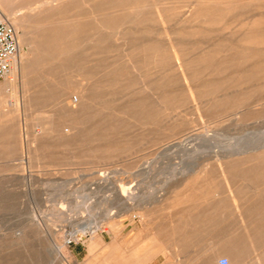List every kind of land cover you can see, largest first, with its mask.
<instances>
[{
	"label": "rangeland",
	"instance_id": "374dc122",
	"mask_svg": "<svg viewBox=\"0 0 264 264\" xmlns=\"http://www.w3.org/2000/svg\"><path fill=\"white\" fill-rule=\"evenodd\" d=\"M28 1L0 4L33 61L0 91V264H202L200 203L233 244L214 264H264V148L230 152L264 141V0ZM62 18L71 45L36 61Z\"/></svg>",
	"mask_w": 264,
	"mask_h": 264
},
{
	"label": "bare ground",
	"instance_id": "6f19581e",
	"mask_svg": "<svg viewBox=\"0 0 264 264\" xmlns=\"http://www.w3.org/2000/svg\"><path fill=\"white\" fill-rule=\"evenodd\" d=\"M1 2H2V0H0V4H1ZM65 2V0H35V1H33V2H31V1H28L27 3H26V6H27V10H28V12L30 13V14H32V15H35V14H38L42 9H49V8H52V7H57V6H59V5H62L63 3ZM155 6V5H154ZM156 6H157V4H156ZM129 7V6H128ZM54 9V8H53ZM49 11V10H48ZM8 12H9V10H8V8H5V7H1L0 6V14L3 16V17H5V18H7L8 17ZM46 13V12H45ZM101 13V12H100ZM135 13V12H134ZM66 14V13H65ZM105 14V13H104ZM44 15V14H43ZM42 15V16H43ZM96 16V15H95ZM106 17V16H105ZM12 19V18H11ZM58 21H56L55 20V22L57 23V22H59L60 24L58 25V26H56V27H54V21H48V20H43L41 23H40V25H39V28H41V29H43V30H50L51 31V34H49L48 35V37H46V39H45V41H44V44H43V46L42 47H40V48H37L39 51H40V56L41 57H37V59H36V61H40V60H42V59H50L52 56H53V52L54 51H62V50H65V49H67V47H69L70 45H71V42L70 43H63V39H62V36H60V37H58V34H59V32H61V34H63V36H64V32H65V29L69 26V25H71V24H73V20L72 19H69V18H62V19H57ZM13 21V20H12ZM15 21V20H14ZM28 21V20H27ZM12 23H14V22H12ZM26 23V22H25ZM28 23V22H27ZM30 23V22H29ZM33 24V23H32ZM34 24H36V23H34ZM78 24V23H77ZM109 24V23H108ZM79 25V24H78ZM30 27V26H29ZM30 29V28H29ZM117 29V28H116ZM122 31H124V30H122ZM125 32V31H124ZM111 35V34H110ZM115 38V37H114ZM23 41V38L21 37V36H19L18 37V47H19V43H21ZM65 42V41H64ZM99 42H100V40H99ZM253 42V41H252ZM74 43V42H73ZM96 44V43H95ZM31 50V49H30ZM75 50V49H74ZM68 51H69V49H68ZM31 52V51H30ZM72 52V51H71ZM32 53H33V51H32ZM167 53V52H166ZM29 54H31V53H29ZM177 54V53H176ZM176 54L175 53H172V55L173 56H176ZM67 57V56H66ZM122 57V56H121ZM166 57V56H165ZM55 60V59H54ZM35 60H34V62H36ZM59 61V60H58ZM32 59L30 58V57H28V56H26V55H23L21 52H19V54H18V58H17V61L15 62V64L13 65V67L11 68V70H10V72H9V74L6 76L7 78L6 79H4V81H3V84L2 85H0V91H3V90H5L7 87H9L10 85H13L14 86V88H15V85H17L16 84V73H17V70L19 69V71L18 72H20V79H21V81H19V87H20V89H21V91L23 92V93H25L26 91H27V83H28V81H26L27 79L25 78V69L29 66V65H31L32 64ZM61 63V62H60ZM112 64V63H111ZM96 67V66H95ZM60 68V67H59ZM93 69V68H92ZM101 73V72H100ZM99 73V74H100ZM17 76H18V73H17ZM244 76V75H243ZM242 76V77H243ZM92 77V76H91ZM241 77V78H242ZM18 78V77H17ZM244 78V77H243ZM242 78V79H243ZM36 79V78H35ZM239 79V78H238ZM91 80V79H90ZM18 81V80H17ZM106 81V80H105ZM243 81V80H242ZM30 82V81H29ZM219 82V81H218ZM105 83V82H104ZM220 83V82H219ZM242 83V82H241ZM69 84V83H68ZM209 84V83H208ZM239 84H240V80H239ZM65 85V84H64ZM108 85H109V83H108ZM214 85V84H213ZM221 85V84H220ZM81 86V85H80ZM111 86V85H110ZM217 86V85H216ZM68 87V86H67ZM70 88V87H69ZM210 88H211V86H210ZM209 88V89H210ZM8 89V88H7ZM87 89V88H86ZM183 90V89H182ZM208 89H206V92H212V90L210 91V90H208ZM216 90V89H215ZM62 91H64L63 89H62ZM61 91V92H62ZM65 91H67V88H66V90ZM28 92V91H27ZM26 92V93H27ZM69 91H67V93H68ZM185 92H187V90L185 91ZM21 93V92H20ZM33 93V92H32ZM64 93V92H63ZM62 93V94H63ZM197 94V93H196ZM1 95H2V93H1ZM188 95H189V98H193V100H194V96H195V94H194V91L193 90H190V89H188ZM200 95H201V93H200ZM203 95V94H202ZM3 96V95H2ZM17 97V96H16ZM184 98H186L185 96H183ZM198 97H199V94H198ZM3 98V97H2ZM37 96L36 95H29V97H26V94H25V100H23L22 99V103L25 101L26 102V104L28 105V106H31L32 104H35L36 102H37ZM3 100V99H2ZM63 100V99H62ZM65 100V99H64ZM184 100H186V99H184ZM18 101V99H15V105L17 106V104L19 103V102H17ZM66 101V100H65ZM68 103V102H67ZM80 111V110H79ZM214 140V139H213ZM219 145V144H218ZM217 145V147H219ZM223 146V145H222ZM233 147V146H232ZM264 148V141H261V142H259L258 144H253V146L251 145V146H247V147H243V148H239V147H237V149H233V151H231L230 150V152L231 153H247L248 151H258V150H261V149H263ZM222 151H225V150H222ZM259 152V151H258ZM258 152H256V153H258ZM221 157V156H220ZM125 208V207H124ZM87 223V222H86ZM100 223L98 222V221H94V222H92V221H90L89 223H87V225H85V227H84V225H83V227L84 228H82L81 229V231H80V234L83 236L84 234H91V233H93L95 230H97L99 227H100ZM80 228H81V226H80ZM78 231H79V229H76V230H73V234H75V235H78ZM72 235V234H71ZM81 236V237H82ZM59 247H60V245L59 244H56V249L58 250V251H60L59 250ZM214 247V246H213ZM204 255V254H203ZM210 255V254H209ZM216 253H211V255L210 256H206V255H204L203 256V258H202V264H209V263H212V264H214V261H215V257H216ZM228 259V258H227Z\"/></svg>",
	"mask_w": 264,
	"mask_h": 264
},
{
	"label": "crops",
	"instance_id": "0c3cea01",
	"mask_svg": "<svg viewBox=\"0 0 264 264\" xmlns=\"http://www.w3.org/2000/svg\"><path fill=\"white\" fill-rule=\"evenodd\" d=\"M203 202V201H201ZM207 205L204 203H200L199 210H196L192 222H189L187 225V233H186V252L187 254L195 255L199 252H204L205 249H208V241L212 239L213 241H218L217 250L213 251V253L219 254V250L222 253L226 254L227 251L233 244H229L226 246L224 240L227 235V229L225 222L220 221V215L217 214V218L215 222L206 223L205 222V210L203 207ZM244 218V217H243ZM242 224L239 227V231L241 233L238 236L241 239V243L238 244V247L242 249L244 244V234L245 231L242 229ZM232 236V234H229ZM243 241V242H242Z\"/></svg>",
	"mask_w": 264,
	"mask_h": 264
},
{
	"label": "built area",
	"instance_id": "2783aa9c",
	"mask_svg": "<svg viewBox=\"0 0 264 264\" xmlns=\"http://www.w3.org/2000/svg\"><path fill=\"white\" fill-rule=\"evenodd\" d=\"M18 41L11 24L0 14V79L10 72L18 55ZM217 264H229L227 257L220 256Z\"/></svg>",
	"mask_w": 264,
	"mask_h": 264
}]
</instances>
